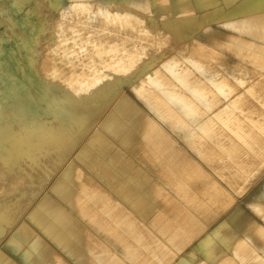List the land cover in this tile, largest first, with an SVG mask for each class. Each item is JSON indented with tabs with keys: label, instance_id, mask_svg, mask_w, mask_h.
<instances>
[{
	"label": "bare ground",
	"instance_id": "1",
	"mask_svg": "<svg viewBox=\"0 0 264 264\" xmlns=\"http://www.w3.org/2000/svg\"><path fill=\"white\" fill-rule=\"evenodd\" d=\"M0 1L6 12L0 23V264H53L46 254L58 251L68 258V264H128L136 250H151L155 264H264V182L244 201L257 218L233 228L238 206L212 228L201 225L200 237L188 228L180 233L161 216L152 215L143 218L152 228L153 240L149 243L146 231L122 215V210L110 214L100 204L97 213L102 216L86 217V221L99 220L94 231L100 240L80 235L75 240H57L53 230L42 227L34 214L42 210L50 190L57 189L60 183L76 187V180L83 179L88 185L94 171L106 181L105 169L112 163V156L106 153L101 140L97 144L92 141L102 137L101 131L108 128L112 115L122 120L114 127L130 128L136 118L131 121L129 115L134 116L135 108H126L125 113L121 104L128 98L142 102L147 109L150 121L144 123L148 128L154 123L172 131L193 148L202 163L200 169V163L194 164V171H184L186 164L176 177L171 173L172 178H199L206 188L213 185L239 198L244 188L237 190L238 186L248 181L251 186L263 178L264 78H249L248 83L241 77L236 79L230 63L243 51L255 50L264 55V46H258L264 42V0ZM108 4L116 9L132 8L133 22H128L152 28L146 33L145 39L150 38L147 43L175 51L167 57L161 52L149 57L134 43L108 46L110 42L101 38L92 41L96 42L92 46L77 47L75 43L55 47V43L44 47L43 31L54 27L53 6H83L82 11L88 14L97 7L106 12L100 24L127 28L129 23L121 13L114 14L116 10H107ZM44 9L50 13L47 24ZM156 16L160 23L149 21ZM155 27L166 28L168 36L162 38V34L155 33ZM227 31L240 36L235 38ZM203 42L227 52H223L221 69L192 55L202 49ZM208 58L218 59L217 53L211 52ZM140 78L142 81H138ZM221 78L235 81L229 84ZM235 82L243 88H235ZM65 160L60 174L52 177L54 169ZM173 184L176 188L182 183L176 180ZM184 185L187 191L188 185ZM202 206L193 205L197 212L203 211ZM83 210L78 211L80 216ZM23 212L20 223L18 216ZM200 219L196 220L202 224ZM207 221L214 222V218ZM26 222L53 240L29 238ZM185 240L191 246L183 253ZM169 244L174 251H168Z\"/></svg>",
	"mask_w": 264,
	"mask_h": 264
},
{
	"label": "rangeland",
	"instance_id": "2",
	"mask_svg": "<svg viewBox=\"0 0 264 264\" xmlns=\"http://www.w3.org/2000/svg\"><path fill=\"white\" fill-rule=\"evenodd\" d=\"M99 5L97 4V7H99ZM3 6L4 5H1L0 9L3 8ZM83 6L85 7V4ZM57 7L58 9L55 6L52 7V10L56 12L55 17H52L54 20V27L43 31V34L46 37L44 41V47L46 48L54 46L55 43V47L59 46L60 44L75 45V43L77 47L85 45L90 46L91 43L92 46L96 44V42L92 41L99 40V38H101L110 42L108 46H121V44L124 45L128 43H134V45H136L135 47L142 49L149 57L152 56L151 53L155 55L159 52L166 54L165 57H167L170 53L175 51L173 48L168 51L165 50V47L159 46V44L155 45V47L153 43H147L150 38L148 37L145 39L146 33L148 30L151 32L152 28L148 25L144 27L143 24L140 26L138 24L136 25L135 22L129 23L133 22L131 19L134 17L130 16L133 12V9L129 6H124L123 9H116L115 6H111L109 4L106 6L107 10H116L114 14L121 13V18H124L125 22L129 21L128 23L130 26L127 25V28H117V26L106 27L100 24L99 22L103 18L102 13H104L105 10L100 12L101 10L97 9V7L92 8L94 9V12L92 11L93 13L90 14H88L87 11H82V7L63 5H59ZM43 13L46 17L44 23L47 24L48 21H50V13L45 9ZM5 17L6 12L5 10L1 9L0 23L5 20ZM116 18H118L117 15ZM150 20H154L156 23L161 22V19L158 16L155 18H149V21ZM0 28H3V26ZM154 29H156V27ZM10 31L11 30H8V33ZM93 31L100 32L94 33ZM129 31H131V33ZM165 31L168 30L166 28L159 27L155 30V33L158 35L162 34L161 37L165 38L168 36ZM227 33L234 35L235 38H239L240 36L239 34H234L228 31ZM10 34L12 35V33ZM143 36L145 41L141 39ZM124 39L127 41L123 42L122 40ZM104 44L106 43H103L102 45ZM202 44V49L197 51V54L193 53L192 55L202 60V62L211 63L214 68L221 69V66L224 64L223 62H225L222 61V58L227 52L206 42H203ZM235 45L236 44L232 43L233 47ZM260 45L264 46V42H260V44L258 43V46ZM234 49L237 50V47H234ZM211 52L217 53L218 59L212 60V58H208L211 56ZM253 55L256 56L255 59L251 58ZM231 60V63L230 61H228V63H230V67L235 70V74L238 77L236 79H240L241 77L243 82L248 83L251 78H264V55L260 52L255 50H251L249 52L243 51L240 52V57L237 58L236 56H233ZM252 62H256L257 65ZM245 71L247 76H245ZM221 79L224 80V78ZM138 81H142V78H140ZM224 81L230 84L229 81L232 83V81L234 82L235 79L229 78L228 80L225 78ZM201 83L204 82L201 81ZM234 84L235 88H243L242 86H238L236 82L233 83V85ZM131 99L128 98L127 100H123L121 104L125 113L128 112L130 107L135 108L134 116L132 114L129 115L131 121L136 118V120L132 122L133 126L130 125V128L128 125L126 127L124 125L122 128H119L118 126L114 127V125H117L122 120H120V117L112 115L107 122L106 127L108 128H104L103 131H101L100 136L103 138L96 137V139L92 141L93 144H97L98 141L101 140L102 142L100 143H104L103 147H105L106 153L110 155L109 157L112 156V163H108V168L105 169L107 175H104V179L106 181L98 178L95 173L96 171H94L92 174L93 177H90L88 180V185H86L85 180L77 179L76 187H69V184L66 182L60 183L57 189L50 190V193L44 200L42 210H35L34 212L36 220L38 222L40 220L42 221V227L46 228L50 232L53 230L57 240H75L76 235L84 236L83 238L88 240H100L101 238L96 236L94 231L95 225L98 224L99 220L95 219L94 221H90V219H88V221H86V217L92 218L93 216L98 215L97 212L99 210L98 207L100 204L104 205L110 214L116 213V210L118 209L122 210V215L129 216L131 222L138 226L137 228L146 231L145 240H148L149 243H151L153 240L151 237L152 228L147 222L143 220V218L146 216L151 217L152 215H159L163 218V220H165L167 224L173 225L178 232L182 233V230L188 228L187 231L196 232V234H199L198 237L202 236V233L200 232L201 225H205L209 229L212 228L216 222L225 219L229 212L238 206H240L239 213L238 217L234 220V222H232L233 228H237V226L241 225L248 219L257 218V215L244 205V201L250 194L262 186L264 177L257 180V182L251 186H249L250 181H248L249 183L246 182V185L242 184L238 186L237 190L239 187L244 188L242 189L243 194L239 195L240 197L242 196L241 198H239L238 195L234 193L221 191L220 189L215 188L213 185L206 188L204 185H202L204 180L199 178H175L177 176L176 174L184 170V165L186 164V170L184 171L196 170V165L194 164L198 165L200 162L197 160L198 157L194 154L193 148L184 144L180 137L175 133L165 128H161L157 124L150 123L151 128H148L144 123L148 120L150 121V115H148L149 113H147V109L143 107L142 102L136 103L134 102V99H132L133 101ZM138 114H141V119L138 118ZM142 127L143 129H141ZM141 130L144 131L142 132ZM143 134L145 135L143 136ZM157 134L161 136H158ZM175 139H177V141ZM159 146L160 149L158 148ZM193 146H196V144H193ZM98 148L101 150L100 147ZM155 149L157 151H155ZM160 150L162 151L160 152ZM183 153H186L184 154L186 156L183 157ZM183 158L187 161V163L183 160ZM97 159L100 163L99 158ZM191 161H193V164ZM175 164H178V166H175ZM189 164L194 166L191 167ZM201 164L202 163L197 166L199 169L202 167ZM65 165L66 160L63 161L59 167L54 169V174L52 177L56 178L60 174V170H62ZM188 165L189 169L187 168ZM171 173L174 174L175 177L172 178L173 175ZM176 180L180 181L182 184L175 188L173 182ZM184 184L188 185L187 191H185L183 188L185 186ZM244 192H246L245 195ZM86 197H89L92 201H87L85 199ZM69 200L73 201L71 205L67 204V201ZM94 201H97V203ZM194 204L204 205L202 206L203 211L197 212L193 207ZM74 208L76 209L74 210ZM81 209L84 210L80 216L78 211ZM25 213L26 212H23L18 216L19 222H22L23 217H21V215H24ZM100 215L102 216V213H100ZM193 217L196 219L203 218L200 219L202 224H200ZM209 217L214 218V222L208 223L207 220H209ZM24 228L26 229V234H28L29 238L38 237L39 240H53L46 236L44 232H42V235L39 234V228L36 226L34 227V225L30 224L29 222H26V226ZM70 233H72V236ZM185 241L186 242H184V245L181 247L183 249V253L191 246L187 240ZM44 243L46 245L45 241ZM167 249L168 251H174V248L171 246V244L167 245ZM151 253V250L144 253L141 250H136L134 258L131 262L128 261V264H155L157 260L151 256ZM46 256L49 260H51V262H53V264L69 263L68 258L62 255V253L59 251L52 254L47 252Z\"/></svg>",
	"mask_w": 264,
	"mask_h": 264
},
{
	"label": "crops",
	"instance_id": "3",
	"mask_svg": "<svg viewBox=\"0 0 264 264\" xmlns=\"http://www.w3.org/2000/svg\"><path fill=\"white\" fill-rule=\"evenodd\" d=\"M262 260H263V263H264V255L262 256Z\"/></svg>",
	"mask_w": 264,
	"mask_h": 264
}]
</instances>
